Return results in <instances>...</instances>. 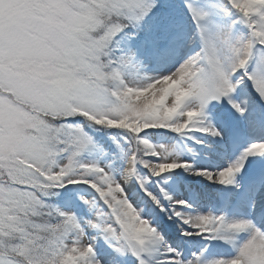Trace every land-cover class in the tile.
<instances>
[{
    "label": "snow or ice",
    "instance_id": "6c2138e0",
    "mask_svg": "<svg viewBox=\"0 0 264 264\" xmlns=\"http://www.w3.org/2000/svg\"><path fill=\"white\" fill-rule=\"evenodd\" d=\"M0 264H264V0H0Z\"/></svg>",
    "mask_w": 264,
    "mask_h": 264
}]
</instances>
